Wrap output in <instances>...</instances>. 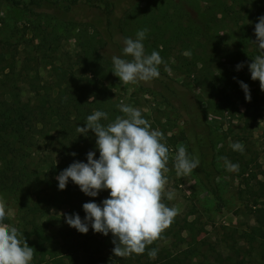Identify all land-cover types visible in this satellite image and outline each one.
I'll use <instances>...</instances> for the list:
<instances>
[{
  "label": "rangeland",
  "instance_id": "rangeland-1",
  "mask_svg": "<svg viewBox=\"0 0 264 264\" xmlns=\"http://www.w3.org/2000/svg\"><path fill=\"white\" fill-rule=\"evenodd\" d=\"M208 6L203 0L123 1L121 10L116 13L121 29L110 39L105 32L102 9L83 1L64 17L43 11H38L37 17L30 16L0 3V42L10 44L4 53L9 50L16 57V70L22 76L21 95L25 101L31 100L32 106L39 111L47 109L44 97L56 93L51 90L56 80L52 66L74 64L83 40L96 34V39L105 41L102 53L112 64V56L125 58L122 56L125 38L135 39L138 30L148 29L142 43L147 54L155 50L163 59L158 66L159 78L124 84L112 73V64L106 79L110 95L101 109L115 112V117L123 115L117 107L123 102L140 109L151 128L164 134L162 143L169 148V171L164 174L167 184L163 202L169 207H178L179 214L165 229L167 237L162 246L175 250L177 255L180 252L182 264H264L259 246L251 247L242 238L243 233L255 224L251 214L253 202L256 200L261 206L264 202V187L260 184L264 183V91L260 90L258 80L251 79L248 65L252 60L245 54L241 56L244 33L248 32L256 39L254 26L264 13L254 14L253 21L243 20L245 14H239L240 19L236 20L221 18V15L214 19L206 12ZM258 6L253 2L252 10L257 12ZM123 9L129 12L123 13ZM153 21L158 28L153 27ZM52 29L53 35L42 41ZM2 45L0 43L1 48ZM251 49L252 45L248 46V51ZM237 64H243V67L237 70ZM79 67L78 63L74 69ZM239 81L248 85L250 101L245 100ZM182 103L199 106L204 111L211 137L204 135L201 140L215 147L220 201L199 185L194 171L182 177L176 175L174 162L180 146L186 148L189 158L193 157L192 153L198 154L197 145L188 143L183 136L189 127ZM110 121L112 119L100 122L107 124ZM37 129L36 141L24 150L28 157L26 165L31 170L45 168V159L56 164L77 161L71 155L73 151L64 155L57 148L55 121L42 122ZM87 134L96 139L91 130ZM237 141L244 145L242 153L230 147ZM222 157L238 164L239 170L227 171ZM245 164L248 166L247 185L238 176ZM252 175H256V179ZM173 190L174 198L168 200L167 192ZM106 192L109 196V190ZM52 195L43 188L32 189L27 200L24 196L25 201H22L20 195L0 186V201L4 202L7 213L3 222L20 231L31 222L46 223L48 220L51 224L49 233L62 250L70 248L77 264H85L88 254L93 253L103 261L99 264H109L107 260L115 257L112 234L88 233L87 237L71 234L63 215H68V210L52 205L48 201ZM186 222L195 223L193 231L179 230ZM191 236L195 237L194 242ZM179 237L186 243L179 241ZM147 252L146 248L144 254L133 253L122 258L127 264H153L154 259H149Z\"/></svg>",
  "mask_w": 264,
  "mask_h": 264
},
{
  "label": "trees",
  "instance_id": "trees-1",
  "mask_svg": "<svg viewBox=\"0 0 264 264\" xmlns=\"http://www.w3.org/2000/svg\"><path fill=\"white\" fill-rule=\"evenodd\" d=\"M88 3L96 9H102L105 32L112 39L116 31H120L117 12L120 11L121 2L131 0H0L8 8L20 10L30 16H39L38 11L49 12L50 14H62L63 17L73 11L81 2ZM133 1V0H132ZM209 4L206 12L212 18L216 19L218 15L221 18L233 17L234 20L240 19L239 14H245L243 20H252L254 14L264 13V0H203ZM253 2L258 4V11L252 10ZM133 3V2H132ZM129 12L123 9V13ZM70 24V22H66ZM153 27L159 26L153 21ZM42 37L46 41L48 36H52L54 30L47 32ZM56 39V38H55ZM254 37L245 32L243 35V52L249 59H254L260 54L258 46L253 44ZM0 186L4 190L14 192L20 195L22 201L29 197L32 189H42L45 192H51L53 195L48 200L55 207H66L68 215L78 214L83 221L85 212L82 205L86 202H96L100 204L102 198H108L106 190H102L96 197L85 196L79 186L70 179L64 190L58 188V181L55 177L70 164L63 161L56 164L54 161L44 160L45 168L41 170H31L26 165L28 158L24 150L31 147L37 139L38 125L42 122L52 123L55 121L58 128L55 136L57 148L66 155L69 151L76 153L77 161L87 162L86 154L89 151L95 152V159L99 158V151L95 148V140L89 134L80 135L77 132V126L85 127L87 116L95 110L102 111L101 107L105 99L110 95V87L106 82L110 61L102 53L105 41L96 39V34L83 40L78 47L75 63L68 66L61 64L52 66V73L55 77V84L51 88L55 94L44 97L47 106L46 110L37 111L32 106L31 100L25 101L19 89V83L22 76L17 72V62L15 55L5 49L10 46L6 42H0ZM252 45L251 51L248 46ZM55 51V50H54ZM43 59V58H42ZM4 63V66L1 64ZM81 67L74 69L75 65ZM81 70V71H80ZM90 97L91 98L89 100ZM168 105L171 102L166 100ZM181 109L184 111V117L188 123V133H184V139L193 145H197L198 154L192 153L200 161L199 167L194 170V175L201 187H203L216 201H220L219 188L216 183L218 170L215 165V147L212 143L204 144L201 140L204 135L211 137L210 127L206 124L204 111L194 105L193 107L182 103ZM108 119H115L116 113H109ZM103 120V119H102ZM40 133V131H39ZM43 134V132H42ZM239 173L246 181L248 175V166L245 164ZM256 179V175L251 176ZM264 187V183H260ZM262 187V188H263ZM252 194L256 195L255 192ZM264 197V196H263ZM24 200V201H25ZM251 214L255 224L249 227L242 238L253 247L258 245L261 250V259L264 260V202L262 206L253 202ZM51 219V218H50ZM47 222H49L47 220ZM40 222H31L20 230L23 233L26 242L35 249L31 264H77V259L70 248L62 250L59 247L56 238L49 233L51 224ZM195 223H184L179 226L180 231H193ZM71 234L78 237H87L88 233L95 234L89 224L87 233H80L75 228L70 227ZM165 231L161 238L148 245L147 250L156 249L157 256L153 264H182L181 255L175 254V250H169L162 246L166 239ZM180 238V237H179ZM194 242L195 237L191 236ZM181 242L186 243L180 238ZM85 242V241H84ZM84 245V244H83ZM175 247V245L173 246ZM194 252L191 254L193 255ZM148 256V252L146 254ZM151 259V258H149ZM109 264H127L122 257H114L107 260ZM103 262L96 255L88 254L85 264H99Z\"/></svg>",
  "mask_w": 264,
  "mask_h": 264
},
{
  "label": "clouds",
  "instance_id": "clouds-1",
  "mask_svg": "<svg viewBox=\"0 0 264 264\" xmlns=\"http://www.w3.org/2000/svg\"><path fill=\"white\" fill-rule=\"evenodd\" d=\"M257 20L254 26L256 39L251 42L258 46L260 54L252 59L248 70L251 79L258 80L260 90L264 91V15ZM147 32L148 29H141L135 39L129 37L123 40L122 56L125 58L111 57L112 73L124 84L159 78L158 66L163 59L158 51L145 52L142 42ZM242 67L243 64L236 65L237 70ZM239 84L245 93V100L250 101L248 85L242 81ZM91 98L94 97L89 100ZM117 107L123 115L116 116L107 124L100 121L107 120L108 114L95 110L87 116L85 127L77 126L80 135L86 136L89 130L95 134L99 158L95 159V152L89 151L86 163L74 161L55 179L60 190L66 188L70 179L91 197H96L102 190H109L108 198L100 204L93 201L82 205L85 212L83 221L78 214H63L64 219L80 233H87L89 224L96 233L105 236L111 233L113 256L128 257L133 253L144 254L148 245L160 239L179 214V208L169 207L163 202L167 184L164 174L169 171V148L162 143L164 134L151 128L140 109L123 102ZM230 147L234 151H244V145L239 141L231 143ZM221 159L227 171L239 170V165L231 163L227 157ZM199 164L197 157L189 158L184 146L178 148L174 162L178 177L191 174ZM173 198L174 190L167 192V199ZM5 207L0 201V264H31L35 249L28 245L23 233L16 227L3 222L7 215ZM148 256L155 259L157 250H149Z\"/></svg>",
  "mask_w": 264,
  "mask_h": 264
}]
</instances>
